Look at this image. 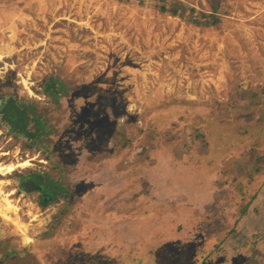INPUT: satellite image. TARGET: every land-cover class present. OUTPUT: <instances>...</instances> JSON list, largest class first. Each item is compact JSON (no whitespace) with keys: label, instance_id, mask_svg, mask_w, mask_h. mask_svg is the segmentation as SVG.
<instances>
[{"label":"rangeland","instance_id":"obj_1","mask_svg":"<svg viewBox=\"0 0 264 264\" xmlns=\"http://www.w3.org/2000/svg\"><path fill=\"white\" fill-rule=\"evenodd\" d=\"M27 160L0 264H264V0H0V165Z\"/></svg>","mask_w":264,"mask_h":264},{"label":"bare ground","instance_id":"obj_2","mask_svg":"<svg viewBox=\"0 0 264 264\" xmlns=\"http://www.w3.org/2000/svg\"><path fill=\"white\" fill-rule=\"evenodd\" d=\"M26 84V83H25ZM29 96L34 97V94L31 92V89L29 88L28 84L27 87L24 88ZM32 160L27 161H21L16 164H12L9 166H2L0 165V176L7 177L8 175H12L14 172L18 171L19 169H27L31 167ZM1 184V183H0ZM2 189L0 188V220L2 225L9 226L10 223L14 226L15 232L19 234V236H22V240L25 244L30 242V238L26 235L27 231V225H23L19 223L16 219L9 216V212H13V214L17 216V212L19 211V207L11 202L9 198L14 195V192L9 193H2ZM31 221H34L32 218Z\"/></svg>","mask_w":264,"mask_h":264},{"label":"trees","instance_id":"obj_3","mask_svg":"<svg viewBox=\"0 0 264 264\" xmlns=\"http://www.w3.org/2000/svg\"><path fill=\"white\" fill-rule=\"evenodd\" d=\"M53 84V87H54V83H51V85ZM12 98V96H10V98H9V100ZM7 104H8V101L6 100V106L3 108V111H2V113H1V115H2V119L4 120V117L6 118V122L8 123V125H10V126H12L13 124L11 123V122H16L15 120H18V119H16V118H14L15 117V115L16 116H18V118H20L21 120H20V123L18 124V131L21 133V131H22V133L24 134V135H27V133H24V131H26L25 130V128H26V123H28V122H30V113L29 112H27L26 110H25V108H18V107H16L15 105H14V103L11 101V104L9 105V106H7ZM13 118V119H12ZM14 120V121H13ZM12 124V125H11ZM13 127V126H12ZM221 134V133H220ZM218 138L220 139V135L218 134ZM188 254H189V252H185V253H183L179 258H180V261L182 262V261H184V263L186 262V261H188V258H190L189 256H188ZM172 257H174V256H172ZM171 257V258H172ZM191 263H187V264H195L194 262H192V261H190ZM158 264H161V263H158ZM201 264H204L203 262L201 263Z\"/></svg>","mask_w":264,"mask_h":264},{"label":"water","instance_id":"obj_4","mask_svg":"<svg viewBox=\"0 0 264 264\" xmlns=\"http://www.w3.org/2000/svg\"><path fill=\"white\" fill-rule=\"evenodd\" d=\"M19 189L25 191V193L29 192H43L44 189L42 185L37 184L33 180L27 181L26 179L21 181L18 185Z\"/></svg>","mask_w":264,"mask_h":264},{"label":"crops","instance_id":"obj_5","mask_svg":"<svg viewBox=\"0 0 264 264\" xmlns=\"http://www.w3.org/2000/svg\"><path fill=\"white\" fill-rule=\"evenodd\" d=\"M14 236H15L16 239H18V237H19L18 234H14ZM17 236H18V237H17ZM1 240H2V239H1ZM20 240H21V238H20Z\"/></svg>","mask_w":264,"mask_h":264},{"label":"flooded vegetation","instance_id":"obj_6","mask_svg":"<svg viewBox=\"0 0 264 264\" xmlns=\"http://www.w3.org/2000/svg\"><path fill=\"white\" fill-rule=\"evenodd\" d=\"M27 181H29L30 179H26ZM36 182V181H35ZM37 183V182H36ZM40 194V193H39ZM41 195V194H40Z\"/></svg>","mask_w":264,"mask_h":264}]
</instances>
